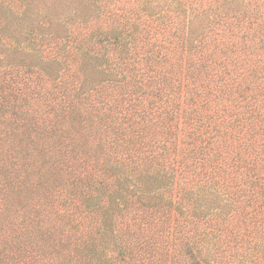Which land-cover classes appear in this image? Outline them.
<instances>
[{
    "label": "trees",
    "instance_id": "trees-1",
    "mask_svg": "<svg viewBox=\"0 0 264 264\" xmlns=\"http://www.w3.org/2000/svg\"><path fill=\"white\" fill-rule=\"evenodd\" d=\"M0 264H264V0H0Z\"/></svg>",
    "mask_w": 264,
    "mask_h": 264
},
{
    "label": "rangeland",
    "instance_id": "rangeland-1",
    "mask_svg": "<svg viewBox=\"0 0 264 264\" xmlns=\"http://www.w3.org/2000/svg\"><path fill=\"white\" fill-rule=\"evenodd\" d=\"M32 3L34 4V8L36 9L37 8V0H32ZM58 6H59V8H61L60 5H58Z\"/></svg>",
    "mask_w": 264,
    "mask_h": 264
}]
</instances>
